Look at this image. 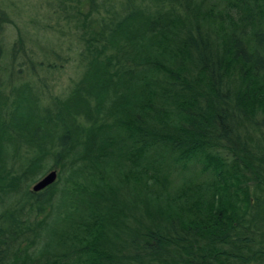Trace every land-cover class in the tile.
I'll return each mask as SVG.
<instances>
[{"label":"trees","instance_id":"16d2710c","mask_svg":"<svg viewBox=\"0 0 264 264\" xmlns=\"http://www.w3.org/2000/svg\"><path fill=\"white\" fill-rule=\"evenodd\" d=\"M55 2L42 56L0 6V264H264V0Z\"/></svg>","mask_w":264,"mask_h":264},{"label":"rangeland","instance_id":"374dc122","mask_svg":"<svg viewBox=\"0 0 264 264\" xmlns=\"http://www.w3.org/2000/svg\"><path fill=\"white\" fill-rule=\"evenodd\" d=\"M1 5L13 20V24H9L5 31V49L9 55L19 36V30L23 31L22 33L28 44L27 48H33L36 54L39 55L43 53L40 52L42 49L40 47L38 48L39 44L40 46L46 45L47 48H51V46L47 45L48 42H46V40H51L50 42L55 43V37L59 39L62 38L64 40L63 42L71 39V37L69 38V36H67L69 35L68 28H65V33L67 35H63L59 32V26L56 23V15L54 14V10L57 8L55 0H0V6ZM48 25L57 27L54 31L48 30L46 32H40V28L42 30L44 26ZM61 26H63V24ZM35 28L37 31H34ZM37 38L40 41H36ZM57 50L59 53L56 56H60L61 59L51 56L50 62L52 64L57 62L61 68L56 71L42 73V76L46 78L45 82L49 86L51 97L59 96L67 91L73 82L77 80L78 74L80 73V68L74 60L75 52L69 51V46L64 43L62 47ZM68 58H70V60H68ZM15 66L18 68V64ZM24 70L26 73V69ZM32 81H35V84L40 86L38 80L34 79ZM44 102L47 104L48 100Z\"/></svg>","mask_w":264,"mask_h":264},{"label":"water","instance_id":"95a60500","mask_svg":"<svg viewBox=\"0 0 264 264\" xmlns=\"http://www.w3.org/2000/svg\"><path fill=\"white\" fill-rule=\"evenodd\" d=\"M58 179V172L56 170H53L46 174L41 180H39L34 186L33 191L34 192H40L49 186L53 185Z\"/></svg>","mask_w":264,"mask_h":264}]
</instances>
